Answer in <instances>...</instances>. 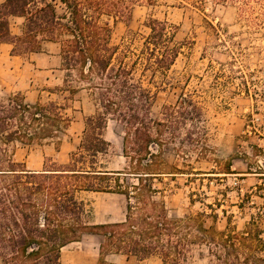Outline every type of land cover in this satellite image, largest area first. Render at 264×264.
Here are the masks:
<instances>
[{"label": "trees", "instance_id": "trees-1", "mask_svg": "<svg viewBox=\"0 0 264 264\" xmlns=\"http://www.w3.org/2000/svg\"><path fill=\"white\" fill-rule=\"evenodd\" d=\"M198 1L234 6L242 20L264 31V0ZM136 2L0 0V44L10 45L11 55L19 57L41 52L44 43L58 45L66 77L75 74L82 89L95 93L100 109L86 118L81 143L66 165L35 172L17 169L11 160L0 161V264H60L62 249L87 235L101 238L96 264H113L107 261L109 256L137 261L157 257L162 264H187L191 247L198 248L197 259L205 264H264V231L253 217L243 231L231 229L228 220L225 231L216 233L213 225L206 227L197 218L169 220L162 209L146 214L139 207L144 189L133 187L132 198L119 173L95 167L97 156L106 154L110 146L103 138L107 123L117 121L123 127V153L129 157L133 152L129 159L140 168L142 156L149 154L155 141L147 124L139 121L162 126L151 117L153 95L143 87L142 78L147 77L151 86L160 79L158 88L166 84V74L181 50L172 28L152 18L144 23L148 33L136 52L123 44L111 45L109 20L115 24L128 18ZM146 2L152 5L153 0ZM16 18L22 23L14 35L11 22ZM66 91L68 100L78 92L73 87ZM66 107L14 100L0 104V143L51 144L71 123ZM142 172L134 173L140 186L143 176H154ZM83 192L123 195L128 202L124 220L94 225L91 211L79 198ZM133 210H138L135 217ZM192 228L189 239L184 229Z\"/></svg>", "mask_w": 264, "mask_h": 264}, {"label": "rangeland", "instance_id": "rangeland-1", "mask_svg": "<svg viewBox=\"0 0 264 264\" xmlns=\"http://www.w3.org/2000/svg\"><path fill=\"white\" fill-rule=\"evenodd\" d=\"M57 11L60 13L61 8L57 7ZM149 18L166 22L181 49L166 74V84L158 88L160 79L151 86L147 77L142 78L143 87L153 95L151 117L162 126L139 121L147 124L155 142L149 154L142 156L138 168L129 159L135 154L129 151V157H125L123 153L122 125L108 121L103 138L110 146L106 154L97 156L95 167L119 173L120 183L130 187L132 198L133 187L144 189V202L139 206L143 213L153 214L162 209L169 220L197 218L206 227L213 225L216 233L225 231L228 220L231 229L243 231L253 217L264 231V205L250 199L253 178L238 176L253 171L264 173V141H259L264 139V31L242 20L231 5L219 6L211 1L201 4L198 0H153L149 5L146 0H137L128 18L115 24L109 20L111 45L123 44L133 52L139 50L148 33L144 23ZM18 27L13 20L12 34L18 33ZM39 53L55 59L46 70H54L51 82L33 85V91L43 90L38 101L31 102L26 99V90H16L0 80V104L9 100L30 106L48 102L65 104L64 113L71 123L51 144L0 143V161L11 160L17 169L30 171L40 163L43 169L66 165L81 143L86 118L100 113L95 93L82 89L83 84L76 82L75 74L66 77L58 45L44 43ZM29 55L19 60L24 63V71L20 72L21 67L15 65L16 81L23 80L26 84L33 79L34 71ZM70 87L78 92L68 100L66 90ZM74 112L82 113L83 121L80 115L78 121H73ZM139 169L154 175L143 176L141 186L134 176ZM149 189L153 191L151 195ZM109 194L113 193L79 194L91 211L94 225L119 223L125 218L127 199ZM132 198L130 203L134 202ZM137 212L133 210L132 216ZM193 231L184 229L189 239ZM100 242L98 236H83L79 242L62 249L60 264H96ZM191 248L187 264H205L197 259L198 248ZM107 261L162 264L157 257L140 262L135 258L109 256Z\"/></svg>", "mask_w": 264, "mask_h": 264}, {"label": "crops", "instance_id": "crops-1", "mask_svg": "<svg viewBox=\"0 0 264 264\" xmlns=\"http://www.w3.org/2000/svg\"><path fill=\"white\" fill-rule=\"evenodd\" d=\"M14 21L17 22V24L20 26L22 23V19L16 18ZM18 34V33H17ZM16 35V34H14ZM53 45V43H47ZM11 46L8 44H0V80L4 81L6 84L10 85V87H13L16 90L25 91L26 99H30L31 102H37L39 99V94L43 93V90H37L33 91V85H39L43 83H49L51 80H49L52 71H46L49 70L52 67V61L55 59V57L44 54V53H31L29 56L30 60L32 61L33 66V72L31 76L33 79H31L27 84L26 81L20 80L16 81V68L15 65H18L21 67L19 69L20 72L24 71L23 69L24 63H19V60H22L19 56H12L11 53ZM23 81V82H22ZM31 85V86H30ZM29 90H28V89ZM42 88V87H41ZM34 92H36V95L34 96ZM80 115V120L83 121V115L80 112H74V119L73 121H78ZM259 141H264L263 138H259ZM29 160V159H28ZM28 165V161H27ZM43 163H40L38 166H36L34 169H31V171H41L43 170ZM27 169L29 167L27 166ZM260 169V168H258ZM30 171V169H29ZM238 176H244V177H250L252 183L249 186V193L252 195L250 197L252 203H255L253 200L254 198L259 200L261 202V205H264V173L253 171L251 174H240ZM256 178V179H255ZM244 181H247V179H243ZM242 180V181H243ZM112 196H117L116 194H109ZM134 258L130 257L129 259ZM147 260V259H146ZM143 260V261H146ZM140 261V262H143Z\"/></svg>", "mask_w": 264, "mask_h": 264}]
</instances>
